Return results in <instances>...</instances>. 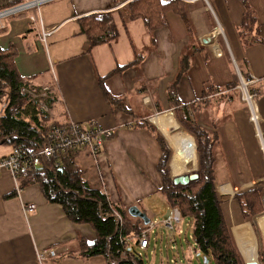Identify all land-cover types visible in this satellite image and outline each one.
<instances>
[{"label":"crops","instance_id":"0c3cea01","mask_svg":"<svg viewBox=\"0 0 264 264\" xmlns=\"http://www.w3.org/2000/svg\"><path fill=\"white\" fill-rule=\"evenodd\" d=\"M130 1H51L41 7L43 25L53 29L46 48L25 15L0 22V47L12 46L18 74L31 78L23 91L47 87L49 97L44 101L49 120L113 129L95 159L85 148H77L76 163L83 177L100 187L111 202L135 205L146 215L143 200L160 195L156 166L161 148L154 132L135 126L137 122L147 120L165 137L172 150V178L197 168L194 138L175 123L166 96L174 84L179 104L211 136L217 192L227 199L228 213L241 218L238 203L231 208L232 198L253 185L262 187L264 157L235 89V67L243 76L259 79L256 104L264 141V0H179L184 16L168 12L167 24L152 31L141 18H127L124 7ZM106 12L118 35L88 49L78 20ZM183 55L188 66L177 76ZM123 65L127 66L115 71ZM103 89L117 104L107 102ZM203 91L208 92L206 97ZM158 107L172 111L156 114ZM11 149L0 141V158ZM15 190L10 173L0 171V264H39L35 249L47 247L55 248L57 255L46 257L42 264H108L101 255L77 254L80 239L95 240L91 226L71 222L60 205L44 198L37 184ZM21 203H34L35 209L24 215ZM260 224L264 225V217L258 219ZM250 225L239 222L231 232L244 263L257 264Z\"/></svg>","mask_w":264,"mask_h":264},{"label":"trees","instance_id":"16d2710c","mask_svg":"<svg viewBox=\"0 0 264 264\" xmlns=\"http://www.w3.org/2000/svg\"><path fill=\"white\" fill-rule=\"evenodd\" d=\"M22 1L0 0V10ZM180 4L179 0H132L124 7V12L128 19L141 18L145 27L152 31L167 24L168 12L182 18L184 14ZM78 21L80 31L87 38L88 49L109 43L118 35L116 25L107 12L87 14ZM15 54L12 46L0 47V141L12 148L19 147L33 152L47 144L48 130L53 124L59 123L49 120L38 102L23 91L31 78L18 74L14 63ZM180 64L177 76L187 68V57L183 55ZM127 65L119 66L115 71ZM174 88V84L169 86L166 96L177 122L173 120L194 138L198 178L186 186L172 185L168 173L170 147L150 122L141 120L135 126L153 131L161 148L156 166L160 176L158 192L169 208L176 207L181 218L185 217L190 222L193 251L199 252L205 263L210 260L212 264H244L224 219L222 200L216 192L211 136L190 118L187 107L179 104ZM208 92L203 91V96L206 97ZM103 94L109 104H117L118 100L104 89ZM161 110L158 107V111ZM77 152V148L69 149L44 160L40 166L20 172L17 175L19 188L37 184L44 198L60 205L71 222L91 226L95 240L87 243L80 239L78 242L80 250L77 254L82 258L101 255L107 259L108 264H143L135 237L146 224L141 218L129 214L130 206L111 202L100 187L83 177L76 163ZM261 192V187L254 186L233 196L240 206L242 218L249 221L257 240L261 238L254 216L264 212ZM116 215L120 217V223ZM121 238L126 241L120 242ZM261 248L257 249L258 264H264V250ZM185 264L190 263L186 261ZM198 264L201 262L198 261Z\"/></svg>","mask_w":264,"mask_h":264},{"label":"built area","instance_id":"2783aa9c","mask_svg":"<svg viewBox=\"0 0 264 264\" xmlns=\"http://www.w3.org/2000/svg\"><path fill=\"white\" fill-rule=\"evenodd\" d=\"M54 0H23L13 6L0 10V19L3 17L19 14L29 11V21L35 25L38 30L39 40L47 47L49 36L53 29H48L43 25L41 7ZM238 74V84L235 89L239 93L242 102L245 103L248 112L249 120L251 121L254 130L259 138V146L264 157V141L261 138L259 131V113L256 100L259 96V88L255 87L258 78L254 75L243 76L235 67ZM41 109H47L44 99L47 98V87H44L39 93L33 94ZM43 98V99H42ZM42 99V100H41ZM113 134L112 128L103 127L97 124L84 126L81 123L69 121L62 124H53L47 133V144L40 147L38 150L30 152L19 147H13L10 153L0 158V171L5 170L10 173L15 184V191H19L17 184V175L20 172L31 167L40 166L44 160L51 159L60 153H63L73 148H85L89 154L95 159L102 150L104 142ZM35 209L34 203H21V210L24 215ZM120 223V217L116 215ZM181 216L176 207L170 208V214L163 222L164 227L174 230L180 224ZM155 224L149 220L146 227L135 237L136 245L140 250H146L150 245V233L155 228ZM178 232L180 230L178 229ZM128 240V239H127ZM126 239H120V242H125ZM56 250L53 247L43 249H35L37 262L42 264L46 257L56 256Z\"/></svg>","mask_w":264,"mask_h":264},{"label":"rangeland","instance_id":"374dc122","mask_svg":"<svg viewBox=\"0 0 264 264\" xmlns=\"http://www.w3.org/2000/svg\"><path fill=\"white\" fill-rule=\"evenodd\" d=\"M29 14H30L29 11H25V12H22L19 14H14L11 16L3 17L0 19V22L4 21L5 19H8V18H11L14 16H19V15H25L26 17H29ZM28 20H29V18H28ZM40 43L45 48V45L41 41H40ZM47 45H48V42H47ZM237 84H238V81H236L235 86ZM25 92L27 94H29L31 98L36 100L37 97L35 98V96H33V94L39 93V90H36V91L35 90L28 91L27 90ZM48 95H49V92L47 91V97H49ZM47 105H45L47 107V109L45 111L49 110V106H47ZM246 109H247V107H246ZM165 111L171 112L172 110L166 108V109H162L161 111H158V109H157L156 114L162 113ZM247 115L249 118L248 109H247ZM172 117H174V116H172ZM180 129L183 130L181 127H180ZM255 134H256V132H255ZM256 136H257V134H256ZM162 137L166 141L165 137L164 136H162ZM170 150H171V148H170ZM171 154H172V150H171ZM171 154H170V158H171ZM196 156H197V152H196ZM170 158H169V161H170ZM169 161H168V173H169V178L171 180L172 176L170 173ZM192 172L198 173V168H195V170ZM191 182H193V181H191ZM173 186H186V185H173ZM254 186L255 185H253L252 187H254ZM215 188H216V192H217L218 187H216V184H215ZM261 188H262V192L264 194V182H263V185ZM245 190H243V191H245ZM262 192H261V195H262ZM217 195L222 200L221 208L223 210V216H224L225 221L228 224L230 233L232 235V232H231L232 226L239 223V222H244L246 220H244L242 218V214L240 211L239 204H238V208L240 211L241 218H237L235 216L232 217L228 213L229 206H226L227 199L223 198L222 194H220L219 191L217 192ZM232 200L233 201L231 203V208L233 206H236L235 203L237 202V199L232 198ZM143 204L147 208L146 209L147 210V216L156 225L155 228L152 229V233H150V235H149L150 245L148 246V248L146 250H140L139 249V255H140V258H141L143 264H185L186 261L189 262L190 264H198V261H200L201 264H212V262L210 260H208V262L205 263L203 261V256L201 254H199V252L193 251V245H192V239H191L192 226H191L190 222H188L187 218H185V217L181 218L180 224H178L174 230H171L169 228L164 227V225H163L164 220L166 218H168V216L170 214V210L160 195H149L147 198H145L143 200ZM232 210L233 209H231V211ZM261 217H264V212L254 216L255 224L257 223L256 226L258 225V219ZM250 227H252V226L250 225ZM257 228H258V231L260 232V238L261 239L257 240V237H256L254 230H252V232H251V237L253 238L254 246L257 247V249H258V248H261V246L263 248V245H264V225L260 224L257 226ZM178 229L180 230V232H178ZM232 238H233V236H232ZM233 241H234V238H233ZM257 264H258V261H257Z\"/></svg>","mask_w":264,"mask_h":264},{"label":"water","instance_id":"95a60500","mask_svg":"<svg viewBox=\"0 0 264 264\" xmlns=\"http://www.w3.org/2000/svg\"><path fill=\"white\" fill-rule=\"evenodd\" d=\"M198 178L197 172H190L188 174L179 175L176 177L171 178V182L173 185H187L191 181H194ZM262 202L264 204V197L262 198ZM128 212L131 216L139 217L143 220L145 224L149 222V217L146 215L145 212L140 210L137 206L132 205L128 208Z\"/></svg>","mask_w":264,"mask_h":264}]
</instances>
